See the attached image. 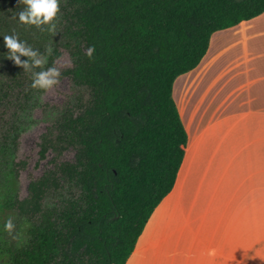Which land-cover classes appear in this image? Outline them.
Returning a JSON list of instances; mask_svg holds the SVG:
<instances>
[{"label":"trees","instance_id":"16d2710c","mask_svg":"<svg viewBox=\"0 0 264 264\" xmlns=\"http://www.w3.org/2000/svg\"><path fill=\"white\" fill-rule=\"evenodd\" d=\"M59 3L61 47L72 61L61 76L79 92L41 136L39 158L51 152L52 167L20 198V137L43 92L6 58L3 35L46 54L53 34L21 25L19 0H0V264H125L183 160L174 81L198 67L215 32L262 15L264 0ZM58 56L54 48L45 68ZM67 150L72 160H57ZM9 218L21 238L5 232Z\"/></svg>","mask_w":264,"mask_h":264},{"label":"crops","instance_id":"0c3cea01","mask_svg":"<svg viewBox=\"0 0 264 264\" xmlns=\"http://www.w3.org/2000/svg\"><path fill=\"white\" fill-rule=\"evenodd\" d=\"M172 97L183 160L125 264H264V13L215 32Z\"/></svg>","mask_w":264,"mask_h":264},{"label":"rangeland","instance_id":"374dc122","mask_svg":"<svg viewBox=\"0 0 264 264\" xmlns=\"http://www.w3.org/2000/svg\"><path fill=\"white\" fill-rule=\"evenodd\" d=\"M60 29L61 27L57 23V34L50 37L46 49L58 48L59 56L55 59V64L62 72L71 67L72 61L68 52L61 47ZM43 55L47 56V53ZM60 79L61 83L52 92L42 93L38 97V105L31 111V124L20 137L17 159L26 162L25 168L18 176V194L20 198L26 196L27 185L31 180L38 178L44 170L52 167L53 154L51 152L47 154L45 159L39 158L41 136L63 109L75 104L78 96V88L67 76H61ZM72 158L73 151L67 150L57 160L70 161ZM14 235L21 238L17 231Z\"/></svg>","mask_w":264,"mask_h":264},{"label":"clouds","instance_id":"9594fccd","mask_svg":"<svg viewBox=\"0 0 264 264\" xmlns=\"http://www.w3.org/2000/svg\"><path fill=\"white\" fill-rule=\"evenodd\" d=\"M23 5L17 13L18 21L26 27L34 26L41 32L57 34V18L60 11L59 0H19ZM15 18V17H14ZM4 44L8 49L6 58L12 60L15 65L21 67L24 73L31 76V88L43 93H50L61 83V70L53 63L52 66L45 68L48 63L47 56H51L53 49H46V55L35 50L26 41H21L15 33L3 35ZM95 53V47L90 46L86 49V55L91 60ZM26 57V60H22ZM4 230L13 239L17 236L15 233V224L12 218H9Z\"/></svg>","mask_w":264,"mask_h":264}]
</instances>
